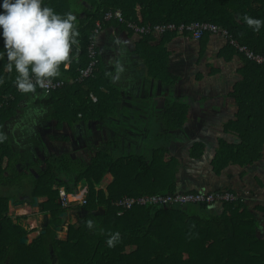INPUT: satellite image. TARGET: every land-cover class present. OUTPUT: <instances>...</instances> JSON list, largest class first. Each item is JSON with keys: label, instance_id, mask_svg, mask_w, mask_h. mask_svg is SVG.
I'll return each mask as SVG.
<instances>
[{"label": "trees", "instance_id": "16d2710c", "mask_svg": "<svg viewBox=\"0 0 264 264\" xmlns=\"http://www.w3.org/2000/svg\"><path fill=\"white\" fill-rule=\"evenodd\" d=\"M44 3L60 14L71 11L76 15L80 33L79 44L73 49L76 52L79 47L78 58L66 69L61 66V75L52 81L64 85L47 95L37 89L35 92L52 112L57 127L82 121L95 124L98 131L119 117L120 93L111 84L110 75H106L111 70L102 69L98 45L93 76L81 84L75 82L79 71L89 62L87 47L96 22L101 24V31L118 26L132 34L115 20L104 21L109 11L120 10L125 22L143 26L211 23L226 30L241 46L264 56V28L256 33L242 19L246 14L264 19V0H44ZM169 35L175 34L165 36ZM151 36L138 37L134 54L145 62L147 73H153L151 77L160 79L162 87L173 88L177 79L169 76L168 52L150 47ZM2 47L0 39V51ZM227 47L243 62L239 71L241 79L229 94L236 111L223 126V132L234 135L238 143L217 140L211 162L217 175L229 166L244 167L264 160V65H257L233 47ZM5 63L0 61L3 78L0 103H5L0 109V137L3 138L0 140V187L10 189V193L0 194V264H264V240L257 235L255 215L240 201L210 207H136L117 215L112 204L123 197L179 192L176 183L180 162L169 155L166 146L152 149L148 156L114 157L107 143L87 161L66 153L52 155L42 169L32 163L31 173L4 134V123L14 116L18 103L29 94L16 89L15 73H7ZM161 118L170 129L164 130L166 139L169 133L182 129L187 120L186 106L168 104ZM204 151V144L195 142L188 149V158L197 161ZM107 175L113 180L102 188ZM60 187L69 192L86 187V205L80 207L86 211L85 216L77 226L68 227L64 240H57L54 230L48 228L45 234L22 245L20 239L27 237L28 231L21 222L27 217L5 216L9 201L20 195H27L32 202L34 198H44L41 213H49L59 222ZM254 211L264 215V205ZM89 220L94 222L93 229L87 227ZM116 232L120 240L109 248L106 240Z\"/></svg>", "mask_w": 264, "mask_h": 264}, {"label": "crops", "instance_id": "0c3cea01", "mask_svg": "<svg viewBox=\"0 0 264 264\" xmlns=\"http://www.w3.org/2000/svg\"><path fill=\"white\" fill-rule=\"evenodd\" d=\"M138 39L118 26L102 29L97 39L102 69L111 70L110 82L120 93L118 118L98 131L95 124L82 121L57 127L52 112L35 93H29L3 125L14 153L28 169L32 163L42 169L52 155L66 153L87 161L107 143L114 157L148 156L152 149L166 146L169 155L180 162L177 191L234 193L254 213L257 235L264 240V215L254 211L264 205V160L244 167L229 166L218 175L211 166L218 139L238 143L234 135L223 132V126L236 111L229 94L241 79V57L229 50L219 35L204 36L199 41L186 35H152L150 47L168 52V73L177 79L173 88L162 87L160 79L151 77L153 73H147L145 62L134 54ZM117 63L123 71L114 80ZM168 104H184L187 120L181 130L176 129L165 139L164 130L170 129L161 116ZM34 126L38 130L35 144L26 137L34 133ZM195 142L204 144L203 156L184 164L181 153L186 152L188 157L189 145ZM107 176L110 183L112 178ZM106 185L102 182V188ZM45 200L40 199V204ZM32 218L35 222L36 215Z\"/></svg>", "mask_w": 264, "mask_h": 264}, {"label": "clouds", "instance_id": "9594fccd", "mask_svg": "<svg viewBox=\"0 0 264 264\" xmlns=\"http://www.w3.org/2000/svg\"><path fill=\"white\" fill-rule=\"evenodd\" d=\"M242 19L256 33L264 28V19L247 14ZM79 35L77 17L71 11L60 14L44 0H0V61H6L7 73H15V87L22 94L35 93L38 87L46 90L61 75V66L66 69L78 58V47L76 52L73 49L79 44ZM122 71L117 63L113 79ZM87 227L93 229L94 222L87 221ZM119 240L120 234L112 233L106 244L113 248Z\"/></svg>", "mask_w": 264, "mask_h": 264}, {"label": "built area", "instance_id": "2783aa9c", "mask_svg": "<svg viewBox=\"0 0 264 264\" xmlns=\"http://www.w3.org/2000/svg\"><path fill=\"white\" fill-rule=\"evenodd\" d=\"M115 20L119 24L125 25L133 35L140 37L146 35H159L164 36L167 34L186 35L193 40L199 41L204 36L219 35L221 36L228 46L233 47L239 54H241L247 60L257 64L264 65V56L253 53L246 46H241L236 40H234L226 30L218 27L217 25L207 22H191L188 24H157V25H138L132 22H125L120 10L109 11L104 16V21L108 22ZM101 32V24L96 22L93 30V36L89 40L87 47V55L89 62L86 67L79 71V76L75 80L76 83L81 84L85 79L93 76V73L97 64V39ZM78 47V54H79ZM64 85L63 82H52L47 86V89L37 88V90L47 95L51 91L57 90ZM9 98L12 99L11 96ZM94 99V98H93ZM5 106V103H0V109ZM86 187L74 188L70 192L64 187L58 189V203L61 209H70L76 207H83L86 205ZM238 197L229 191L220 190L213 192H176L174 194L166 195H151L140 197H123L113 203V207L116 209L117 215L121 216L125 212H129L136 207H150V208H184L189 205H203V206H218L223 203H236Z\"/></svg>", "mask_w": 264, "mask_h": 264}, {"label": "flooded vegetation", "instance_id": "af4514ba", "mask_svg": "<svg viewBox=\"0 0 264 264\" xmlns=\"http://www.w3.org/2000/svg\"><path fill=\"white\" fill-rule=\"evenodd\" d=\"M54 121V120H53ZM54 123H56L57 124V122L56 121H54ZM55 124V125H56ZM24 125V124H23ZM26 125H28V123H26ZM38 132V130H37V127H35L34 126V133H29V135H27L26 134V137L28 136V138H29V141L31 142V143H33L34 142V140H35V138H36V136H35V134ZM38 137V136H37ZM34 144H35V142H34ZM78 159H80V158H78ZM80 160H82V159H80ZM26 191V190H25ZM22 192V193H26V192ZM35 199V198H34ZM38 199V198H37ZM13 200V203H12V205L14 206V207H19V208H30V209H35V207H34V202H32V199L31 198H29V197H27V195H20V196H18V198L17 199H12ZM39 200L40 199H38V205L37 206H39V207H41V204H40V202H39ZM10 202V201H9ZM10 205V204H9ZM62 210V213L63 212H65V213H69L70 211H73L72 213H69V216H68V218H67V221L63 224V226L61 227V229H60V231H57V230H55V227H57V226H60V220H59V216L62 214H60L59 216H58V220H59V222L58 221H56V220H53L52 219V215L50 216V218H48V220L47 221H45L44 219H41V223L39 224V226H38V229H37V231H36V233H37V235L34 237V238H36V237H38L39 235H43V234H45L46 233V230L48 229V228H51V229H53L54 230V232H55V238L57 239L58 238V236H59V234H62L64 231H68V227L70 226V225H74V221H73V216H74V214L76 215V218H77V220H79L80 218H81V215L79 214L80 213V210H82V208H80V207H76V208H70V209H61ZM40 215H41V218L43 217V215H47V216H49V213H41V210H39V212H38ZM38 214V215H39ZM13 216V215H12ZM15 216V215H14ZM12 218H15V217H12ZM45 224V225H44ZM44 225V226H43ZM43 232V233H42ZM33 238V239H34ZM32 239V240H33ZM31 240V241H32Z\"/></svg>", "mask_w": 264, "mask_h": 264}, {"label": "rangeland", "instance_id": "374dc122", "mask_svg": "<svg viewBox=\"0 0 264 264\" xmlns=\"http://www.w3.org/2000/svg\"><path fill=\"white\" fill-rule=\"evenodd\" d=\"M122 137H124V136H122ZM192 144L193 143H190L189 148L192 146ZM181 156H182V158H184V161H183L184 164L190 160L187 157L186 152H184V151L181 153ZM189 162H191V161H189ZM103 183H104V185L109 183L108 176L104 177ZM3 192H9L10 193V189H5V188L0 187V194H2ZM39 210H40L39 206H37L35 209H30V208H19V207H14L13 205H9L7 216L13 215L12 217H21V216L30 217V218L21 222V225L28 231V236H27L28 243H30L31 240L37 235L36 231L38 229L39 224L41 223L42 218H41V215L38 213ZM34 215H36L35 222L32 218ZM73 218H74L73 221L75 222L74 225L77 226L79 224V220H77L75 214H74ZM13 222H15V219H13ZM58 238H59V240H64L66 238V231H64L62 234H59Z\"/></svg>", "mask_w": 264, "mask_h": 264}, {"label": "water", "instance_id": "95a60500", "mask_svg": "<svg viewBox=\"0 0 264 264\" xmlns=\"http://www.w3.org/2000/svg\"><path fill=\"white\" fill-rule=\"evenodd\" d=\"M112 180H113V179H112ZM33 202H34V207L36 208L37 205H38V199L35 198V199L33 200ZM12 203H13V200L11 199L10 202H9V204L12 205ZM40 210H42V207H40ZM79 214L81 215V218H83V217L85 216V214H86V211H85L84 209H82V210H80V213H79ZM5 216H7V214H5ZM50 216H51L50 214H49V216H47V215H43L42 219H44L45 221H47L48 218H50ZM68 216H69V213H65V212H63V213L59 216L60 226L55 227V230L60 231V229H61V227L63 226V224L67 221ZM44 225H45V224H44ZM44 225H43V226H44ZM42 233H43V232H42ZM58 239H59V238H57V240H58ZM20 243H21L22 245H28V244H29V243H28V238H27V237H22V238L20 239Z\"/></svg>", "mask_w": 264, "mask_h": 264}]
</instances>
